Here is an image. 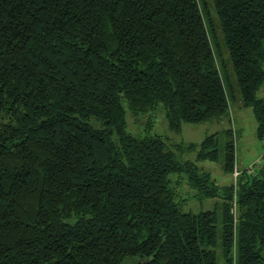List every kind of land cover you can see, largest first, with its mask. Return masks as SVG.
Segmentation results:
<instances>
[{
	"label": "trees",
	"instance_id": "obj_1",
	"mask_svg": "<svg viewBox=\"0 0 264 264\" xmlns=\"http://www.w3.org/2000/svg\"><path fill=\"white\" fill-rule=\"evenodd\" d=\"M263 86L264 0H0V264H264Z\"/></svg>",
	"mask_w": 264,
	"mask_h": 264
},
{
	"label": "rangeland",
	"instance_id": "obj_2",
	"mask_svg": "<svg viewBox=\"0 0 264 264\" xmlns=\"http://www.w3.org/2000/svg\"><path fill=\"white\" fill-rule=\"evenodd\" d=\"M259 96H264V86L259 93ZM232 112L233 127H236L237 140V165L239 170L249 169L253 167L254 163L261 156L264 151V140L260 141L256 136L257 122L255 115L250 108L234 107ZM158 127L157 132L171 142V144H189L201 143L208 135L215 132H221L228 126V122L223 120L221 122H207L201 124H184L180 133H177L169 128L167 121L161 112L158 113ZM130 128L134 132H139L143 129L144 123L147 119H133L129 116ZM5 121L4 117L0 115V124ZM208 169L211 170L212 175L219 183V185L227 184L229 181L224 178L222 173V166L220 164H210ZM234 182L239 178L232 176ZM213 200L206 202H192L186 206L185 211L192 209L193 212L206 210L213 205Z\"/></svg>",
	"mask_w": 264,
	"mask_h": 264
},
{
	"label": "built area",
	"instance_id": "obj_3",
	"mask_svg": "<svg viewBox=\"0 0 264 264\" xmlns=\"http://www.w3.org/2000/svg\"><path fill=\"white\" fill-rule=\"evenodd\" d=\"M253 165H254L253 167H250L249 169L248 168L246 169L247 170V173L254 174L255 173L256 166H262V165H264V151H263V153L261 154V156L257 159V161ZM241 173L242 172L239 169H236L235 176L238 177V176H240Z\"/></svg>",
	"mask_w": 264,
	"mask_h": 264
}]
</instances>
